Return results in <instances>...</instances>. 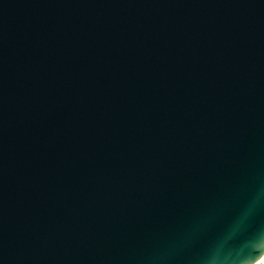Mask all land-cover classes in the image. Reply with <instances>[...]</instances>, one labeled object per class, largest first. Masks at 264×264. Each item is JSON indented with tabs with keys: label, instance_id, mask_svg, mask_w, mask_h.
<instances>
[{
	"label": "water",
	"instance_id": "1",
	"mask_svg": "<svg viewBox=\"0 0 264 264\" xmlns=\"http://www.w3.org/2000/svg\"><path fill=\"white\" fill-rule=\"evenodd\" d=\"M264 258V0H0V264Z\"/></svg>",
	"mask_w": 264,
	"mask_h": 264
},
{
	"label": "clouds",
	"instance_id": "2",
	"mask_svg": "<svg viewBox=\"0 0 264 264\" xmlns=\"http://www.w3.org/2000/svg\"><path fill=\"white\" fill-rule=\"evenodd\" d=\"M200 264H238V260H226L224 259L217 246L211 247L200 260Z\"/></svg>",
	"mask_w": 264,
	"mask_h": 264
},
{
	"label": "bare ground",
	"instance_id": "3",
	"mask_svg": "<svg viewBox=\"0 0 264 264\" xmlns=\"http://www.w3.org/2000/svg\"><path fill=\"white\" fill-rule=\"evenodd\" d=\"M262 262H264V258L258 264H262Z\"/></svg>",
	"mask_w": 264,
	"mask_h": 264
},
{
	"label": "rangeland",
	"instance_id": "4",
	"mask_svg": "<svg viewBox=\"0 0 264 264\" xmlns=\"http://www.w3.org/2000/svg\"><path fill=\"white\" fill-rule=\"evenodd\" d=\"M262 264H264V262H262Z\"/></svg>",
	"mask_w": 264,
	"mask_h": 264
}]
</instances>
